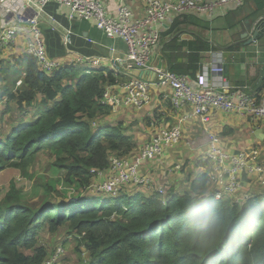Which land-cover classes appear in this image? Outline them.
Masks as SVG:
<instances>
[{
    "label": "trees",
    "instance_id": "obj_1",
    "mask_svg": "<svg viewBox=\"0 0 264 264\" xmlns=\"http://www.w3.org/2000/svg\"><path fill=\"white\" fill-rule=\"evenodd\" d=\"M255 3L264 8V0ZM191 15L178 14L164 27L157 55L171 70L193 78L202 54L220 45L201 32L190 41L181 39L192 30ZM16 64L25 72L18 87L21 78L0 61V100L5 105L0 172L11 166L27 173L40 152H51V165L61 171L65 187L39 178L45 193L38 201L23 198L14 181L0 194V264H46L58 249L51 238L62 229L68 235L62 245L71 244L75 256L62 253V263L58 259L53 264H264V193L242 204L217 199L209 193L208 171L191 173L178 191L164 185L166 193H159L145 184H130V193L84 194L98 180L97 171L109 167L112 155L133 157L139 151L129 126L115 120L104 102L106 90L126 82L130 73L116 76L77 63L47 72L28 53ZM32 107L37 111L31 112ZM228 128L223 135L233 132Z\"/></svg>",
    "mask_w": 264,
    "mask_h": 264
},
{
    "label": "built area",
    "instance_id": "obj_2",
    "mask_svg": "<svg viewBox=\"0 0 264 264\" xmlns=\"http://www.w3.org/2000/svg\"><path fill=\"white\" fill-rule=\"evenodd\" d=\"M23 1L32 9V16L0 26V57L5 50L17 43L21 25L25 21L27 30L31 32L30 37L25 40L26 52L34 55L40 68L47 72L62 68L60 61L48 57L41 28V23L49 17L47 6L56 3L69 9L72 20L78 18L88 22L95 21L96 27L108 38L118 36L124 39L128 50L124 57L115 60V63L122 66L115 65L116 76L134 70L155 72L154 77L131 76L122 83V89L120 85L121 93L114 92L112 88L107 89L104 102L112 107L114 113L129 108L151 111L149 105L156 97L169 99L172 111L177 117L171 126L157 125L156 133L133 157L112 155L109 167L98 170V180L89 185L88 190L92 192L117 195L125 185L145 184L149 188L154 187L155 191L166 193L164 185L155 186L153 179L141 173V169L145 164L164 156L168 149L182 143L184 125L188 119H199L203 127L209 125L217 112L237 113L241 118H250L252 121L264 119V94L257 97L251 87L234 86L226 80L223 53L204 66L198 78L171 70L166 61L155 54L162 38L160 26L173 21L175 15L191 12L212 17L218 11L225 13V7L229 4L243 6L248 0H146L145 13L139 19H135V14L126 0L117 1L116 16L110 14L108 0H15L16 3ZM70 37L71 33L66 31V44L71 43ZM88 40L94 41L92 38ZM213 53L216 52L212 51L211 54ZM85 58L87 57L81 56L80 60ZM99 63L100 59H93V64ZM211 70L214 73L213 84L210 83ZM22 83L23 79H19L17 87ZM189 105H192L191 112L186 111ZM3 109L4 101L0 100V117ZM156 109L164 112L162 105L156 106L154 111ZM207 138L209 141L203 162L207 165L210 177V192L217 199L227 198L234 204H242L251 198V192L245 186V177H251L255 184L264 185V147L256 145L236 151L226 137L208 133ZM181 166L182 164L176 167ZM62 253L64 249L59 247L58 254Z\"/></svg>",
    "mask_w": 264,
    "mask_h": 264
},
{
    "label": "crops",
    "instance_id": "obj_3",
    "mask_svg": "<svg viewBox=\"0 0 264 264\" xmlns=\"http://www.w3.org/2000/svg\"><path fill=\"white\" fill-rule=\"evenodd\" d=\"M117 1L118 0H108L107 3L108 10L113 16L117 14ZM126 1L133 10L135 19L143 17L146 0ZM46 10L49 13V17L45 18L41 23V28L43 30L42 37L46 45L47 55L50 59L60 61L63 66L77 63L76 65H80L85 69H103L106 71L105 73H107V71L115 72V70H117L116 64L121 66V64L115 63V60L124 57L128 50L124 39L118 36L113 39L108 38L105 33L96 27L95 21L88 22L78 18L72 20L69 15V9L61 7L56 3L48 5ZM225 10V13L218 11L215 16L212 17L207 14L194 13L199 16V22L210 21L217 17L218 27L225 31H232L233 34L231 40L229 38L225 39L223 42L220 40L221 35H217L216 38H213L205 34L206 37L211 40L217 41L220 46L218 50H212L216 53L211 54V52H204L202 54L204 56L202 66L197 70L193 78H198L203 67L214 61L215 56H220L223 53L224 60L226 61L224 73L226 80L234 86L247 85L253 89L264 72V45H259L258 43L259 37L264 33L259 35L254 41H252L253 36L250 31L251 29L249 30V36L245 33L248 31L249 23L254 24L258 17L264 16V8L259 9L255 0H248L243 6L229 4L225 7ZM32 13V9L25 1L19 3H16L15 0L0 1V26L22 21L32 16ZM177 16L178 15H175L173 21L168 24L160 26L162 38L159 46H157L155 50L157 57V50L161 48L164 41V27L171 26ZM52 21H54V23H51ZM199 22L192 23L193 25L189 24L192 29L191 32L182 34L181 39L184 41L195 39L194 33L200 32L197 31L195 27H202ZM21 26L22 28L17 43L5 50L0 57V61L3 62V65L7 59L13 63V65L10 66L17 65L16 63L27 53L25 40L30 37L31 32L27 30V23L25 21H23ZM182 27H186V24H182ZM66 31L71 33V43L69 44H66L64 40V33ZM169 36L170 35H167L166 37ZM88 38H92L94 41L90 42ZM67 50H70V52ZM81 56L87 58L81 61ZM93 59H100V63L93 64ZM209 76L210 83L213 84L214 73L212 70ZM260 87H262L261 92H254L257 97L264 94V80ZM114 88L115 87H113V90H115ZM257 89L256 86V90ZM115 91L118 93L122 92L121 89ZM158 105L163 106L164 112L157 109L154 111V108ZM149 108L151 111H144L145 113L142 120L135 116L136 111H142L139 109L135 110L129 108L122 110L120 113L113 112L115 120L123 121L129 126L131 132L134 134L137 150L153 137L156 133L157 125L162 124L165 127L171 126L175 123L177 118L172 111V104L169 99H158L155 97L153 102L149 105ZM186 111L191 112L192 105H189ZM158 112L160 113L157 114ZM228 127L233 128V132L225 136L222 133L225 129L228 130ZM138 132L139 134L140 132L145 133L141 136L138 135ZM148 132H150L149 136L147 135ZM208 133H217L223 137L225 136L226 138H224L226 140L231 137L230 139L235 141V146H231L236 149H243L255 145L264 146V119L252 121L250 118H241L237 113L217 112L213 115L209 125L205 127H203L199 119H188L184 125L182 143L177 147L168 149L164 156L159 157V163L157 165L152 163L150 165L147 164L150 170L148 174H145V171L143 174L152 178L155 186L165 185L167 189L176 187V191L183 189L188 184V177L191 173L197 174L200 172H207L206 163L203 164L199 161H204L203 156L209 141L207 138ZM202 150H204V153H202ZM186 159L189 160L188 164H186ZM181 164V168L176 167ZM185 165L186 167L183 168ZM245 186L249 188L251 196L264 193V185L253 183L251 177H245ZM149 190L155 191L154 187Z\"/></svg>",
    "mask_w": 264,
    "mask_h": 264
},
{
    "label": "rangeland",
    "instance_id": "obj_4",
    "mask_svg": "<svg viewBox=\"0 0 264 264\" xmlns=\"http://www.w3.org/2000/svg\"><path fill=\"white\" fill-rule=\"evenodd\" d=\"M190 21L192 23H196L198 21V16L197 15H191ZM193 28H194V26H193ZM195 29L197 31H200L201 33L207 34L213 38H216L217 35H221V37H220L221 42H223L225 39H229V38L231 40V38H232L231 36L233 34L232 31H225L224 29H221L220 27H218V18L217 17H215L214 19H212L210 21L203 22L201 28L195 27ZM258 43H259V45H264V35L259 37ZM67 51L70 52V50H67ZM9 62H10V60L7 59L4 62L3 66L5 68H9V69L12 68L13 70H15V74H17L20 78H22L24 76V73H25L24 70L20 69L19 65L10 66V65H13V63H11V62L9 63ZM82 71H84V70H82ZM122 74L124 75L126 73L123 72ZM129 79H130V76L127 77L126 81H128ZM124 82L123 81L120 82V84L115 86L114 89L120 90V85H121V89H122V83H124ZM4 109H5V105H4ZM29 110L31 112L37 111V109L34 107L30 108ZM2 112L4 113V110ZM144 113H145L144 111H141V112L136 111L135 116L142 120ZM124 116H122V117H124ZM1 117H2V115H1ZM1 117H0V122H1ZM96 123L97 122H95L94 124L96 125ZM98 125H99V122H98ZM0 129H2L1 123H0ZM144 133L140 132V134H139V132H138V135L142 136ZM149 134H150V132H148L147 135L149 136ZM230 138H227L230 145L235 146V141L233 139H230ZM261 146H263V145H261ZM202 153H204V150H202ZM53 158H54V154L51 152H42V153L40 152L39 155L37 156V159L34 161V163H32L31 165L28 166L29 171H27V173H25L24 169L19 168V167H11V166L6 167L4 170H2L0 172V194L3 193L6 189H8L10 184L12 183V181H14L16 183V186L18 188L22 189V197L23 198H25L28 201H38V200H40L42 194L45 193V189L38 184L39 178H43L46 181H49V179H50L49 183L51 182L52 184L56 185V187L59 189L64 188L65 186L61 182L63 180V178H61V171H59L58 169L54 168L51 165ZM143 168H142L143 172L141 169V173H144V171H145V174H148V172L150 170L148 165L145 164L143 166ZM130 186H132V185H125L124 186V189L128 193L132 192V188ZM68 189L73 190L72 191L73 193L75 192L74 191L75 188H73V187L68 188ZM87 191L90 193L85 192L84 194H90V195L103 194V193H95V192H92L90 190H87ZM73 193H71V194L73 195ZM159 193H161V192H159ZM62 230L63 231L58 232V234L54 235V237L51 238V241L53 240V243L55 244V246L58 245V249H57V253L50 260H47L46 264H53L58 259H59L58 261H60V263H62V257H63V255H66V254H70L71 256H75V251H74L71 244L68 245V247L65 246L66 248L63 247L62 243H64V241L68 238V235H67L66 229H62ZM41 238H42V240H46L48 238V233H44V235ZM59 247H60V249L62 247L64 249V251L66 252V253L64 252L65 254L63 253L62 256H60V254H58ZM71 260H73V259H71ZM48 262H50V263H48Z\"/></svg>",
    "mask_w": 264,
    "mask_h": 264
},
{
    "label": "water",
    "instance_id": "obj_5",
    "mask_svg": "<svg viewBox=\"0 0 264 264\" xmlns=\"http://www.w3.org/2000/svg\"><path fill=\"white\" fill-rule=\"evenodd\" d=\"M248 31L245 34L249 36V30L252 32V41L256 40L259 35L264 33V16H260L256 19L254 24L249 23ZM178 30V29H177ZM263 75L260 77L259 81L255 84L257 88H259L264 80V72ZM130 75L139 78H148L149 76L154 77L155 72L152 70H134L130 72Z\"/></svg>",
    "mask_w": 264,
    "mask_h": 264
},
{
    "label": "clouds",
    "instance_id": "obj_6",
    "mask_svg": "<svg viewBox=\"0 0 264 264\" xmlns=\"http://www.w3.org/2000/svg\"><path fill=\"white\" fill-rule=\"evenodd\" d=\"M21 79H23V78H21ZM18 82V81H17ZM140 150V149H139ZM139 152V151H138ZM214 195V194H213ZM216 198V197H215Z\"/></svg>",
    "mask_w": 264,
    "mask_h": 264
}]
</instances>
